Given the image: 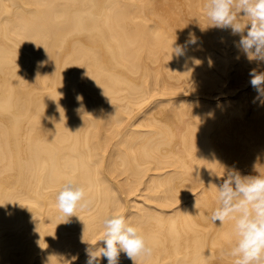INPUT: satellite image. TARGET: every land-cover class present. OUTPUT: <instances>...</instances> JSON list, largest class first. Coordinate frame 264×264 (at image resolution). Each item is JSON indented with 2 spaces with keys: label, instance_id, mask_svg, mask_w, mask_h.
Listing matches in <instances>:
<instances>
[{
  "label": "bare ground",
  "instance_id": "6f19581e",
  "mask_svg": "<svg viewBox=\"0 0 264 264\" xmlns=\"http://www.w3.org/2000/svg\"><path fill=\"white\" fill-rule=\"evenodd\" d=\"M206 4L0 0V264H86L112 214L146 237L138 264H234V221L210 216L228 171L264 175V98L246 87L264 62ZM69 181L91 203L64 222Z\"/></svg>",
  "mask_w": 264,
  "mask_h": 264
},
{
  "label": "clouds",
  "instance_id": "9594fccd",
  "mask_svg": "<svg viewBox=\"0 0 264 264\" xmlns=\"http://www.w3.org/2000/svg\"><path fill=\"white\" fill-rule=\"evenodd\" d=\"M206 16L211 22L208 26L231 29L233 35L240 34L237 46L249 60L264 62V0H207ZM189 42L196 43L194 35L190 34L185 43ZM173 45L174 42L170 55L180 57L185 54L184 46ZM249 75L250 84L258 93L257 99L264 98V72L252 69ZM215 188L218 206L211 213V221L214 224L218 221L220 225L234 221L235 240L226 255L234 258V264H264V175L242 176L231 170L226 173L223 183ZM56 200L59 212L65 217L64 222L76 215L78 207L83 209L91 203L86 199L85 189L71 181L58 192ZM103 229L100 240L105 246L96 250L87 248L86 264H100L101 257L107 264H119L121 252L133 264H138L139 258L151 255L146 237L124 215L105 217Z\"/></svg>",
  "mask_w": 264,
  "mask_h": 264
},
{
  "label": "rangeland",
  "instance_id": "374dc122",
  "mask_svg": "<svg viewBox=\"0 0 264 264\" xmlns=\"http://www.w3.org/2000/svg\"><path fill=\"white\" fill-rule=\"evenodd\" d=\"M255 62H256L257 65L260 66V67H261V65L263 64L262 62H260V61L257 62L256 60H255ZM261 63H262V64H261ZM261 72H263V71H261ZM250 86H251V88H250ZM246 87L249 88L250 90L253 88V86H252L251 84H250V85L248 84ZM246 87H239V89H237L236 92H238V91L240 92L241 90H243V89L240 90V88H244V89H245Z\"/></svg>",
  "mask_w": 264,
  "mask_h": 264
}]
</instances>
